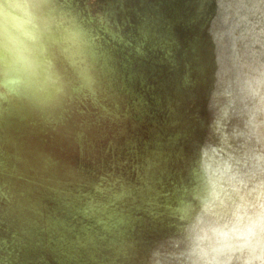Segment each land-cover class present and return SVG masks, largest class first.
<instances>
[{
	"label": "water",
	"instance_id": "95a60500",
	"mask_svg": "<svg viewBox=\"0 0 264 264\" xmlns=\"http://www.w3.org/2000/svg\"><path fill=\"white\" fill-rule=\"evenodd\" d=\"M18 2L0 63L54 88L0 109V264H154L222 181L264 187V0Z\"/></svg>",
	"mask_w": 264,
	"mask_h": 264
},
{
	"label": "clouds",
	"instance_id": "9594fccd",
	"mask_svg": "<svg viewBox=\"0 0 264 264\" xmlns=\"http://www.w3.org/2000/svg\"><path fill=\"white\" fill-rule=\"evenodd\" d=\"M24 18V8L18 0H8L0 6V27L7 26L14 31ZM68 42L71 46V37ZM34 61L35 54L21 51L0 63V77L21 75L35 81L19 95L0 97V109L31 100L54 88L42 62L33 73ZM12 64L26 71L13 72ZM259 181L264 182V173ZM226 185L227 181H222L221 186L226 190L210 194L179 234L157 248L159 255L154 257V264H264V187L244 193L227 189Z\"/></svg>",
	"mask_w": 264,
	"mask_h": 264
}]
</instances>
